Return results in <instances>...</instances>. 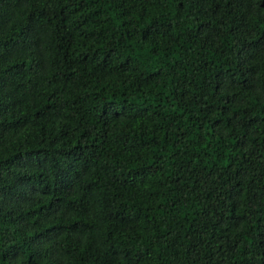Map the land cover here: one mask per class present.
Returning a JSON list of instances; mask_svg holds the SVG:
<instances>
[{"label": "trees", "instance_id": "trees-1", "mask_svg": "<svg viewBox=\"0 0 264 264\" xmlns=\"http://www.w3.org/2000/svg\"><path fill=\"white\" fill-rule=\"evenodd\" d=\"M0 264H264V0H0Z\"/></svg>", "mask_w": 264, "mask_h": 264}]
</instances>
